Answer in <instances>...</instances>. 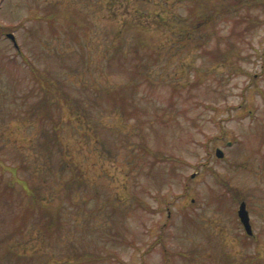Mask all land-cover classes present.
Listing matches in <instances>:
<instances>
[{"label":"rangeland","instance_id":"1","mask_svg":"<svg viewBox=\"0 0 264 264\" xmlns=\"http://www.w3.org/2000/svg\"><path fill=\"white\" fill-rule=\"evenodd\" d=\"M0 264H264V0H0Z\"/></svg>","mask_w":264,"mask_h":264},{"label":"trees","instance_id":"2","mask_svg":"<svg viewBox=\"0 0 264 264\" xmlns=\"http://www.w3.org/2000/svg\"><path fill=\"white\" fill-rule=\"evenodd\" d=\"M125 1H128V0H125ZM139 10V9H138ZM140 11V10H139ZM140 13H141V11H140ZM163 13H165V11L164 12H157V13H155L156 15V18H158V21L156 22L157 24H159L160 22H165V21H167L165 18H163V16H162V14ZM137 15L136 14H134V16L132 15V17L134 18V19H140V20H142L141 18H143L144 16L142 15V14H140L139 16L140 17H136ZM144 19L146 20V17H144ZM130 21H131V18L130 19H124V21L122 22V24H130ZM168 25V24H167ZM142 26H144V25H142ZM170 26L172 27V22H170ZM170 26H168V27H170ZM180 26V28H179V31H182L183 30V28H182V24H180L179 25ZM168 27H166L165 29H167ZM143 29H146L147 31H149V28H143ZM188 29H190V30H193V28L192 27H190V28H187V30ZM99 95H101L102 96V98H103V100L107 103V104H109V106L110 105H115V104H112L114 101H115V93L113 92H111V91H109V89H107V88H101L100 89V91H99ZM100 96V97H101ZM70 102H71V104L73 103H75V105H71V109L72 110H74V111H77V110H75L72 106H76V104L78 103V102H80L78 99H72V100H70ZM111 107V106H110ZM71 110V111H72ZM77 113H79L78 111H77ZM81 113V112H80ZM81 116H83L82 114H80ZM77 117H79V116H77ZM51 140H52V138H48V139H46L44 142H43V144H44V147L46 148V147H48L49 146V148L48 149H50L51 147H52V145H53V147L55 146L54 144H56L57 142H55L54 144L51 142ZM51 143V144H50ZM63 162V161H62ZM64 164H66V161H64L63 162V165Z\"/></svg>","mask_w":264,"mask_h":264},{"label":"water","instance_id":"3","mask_svg":"<svg viewBox=\"0 0 264 264\" xmlns=\"http://www.w3.org/2000/svg\"><path fill=\"white\" fill-rule=\"evenodd\" d=\"M8 37L11 38V40L14 41V44H16L15 42V38L13 36V34H8ZM216 155L218 157H222L223 156V152L218 148L216 150ZM238 217L242 223V225L244 226V229L245 231L248 233V234H252V228H251V224H250V221H249V215H248V211L245 207V202L244 201H241L240 204H239V208H238Z\"/></svg>","mask_w":264,"mask_h":264}]
</instances>
